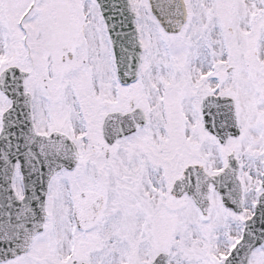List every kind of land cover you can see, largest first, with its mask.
<instances>
[{
    "label": "snow or ice",
    "instance_id": "obj_1",
    "mask_svg": "<svg viewBox=\"0 0 264 264\" xmlns=\"http://www.w3.org/2000/svg\"><path fill=\"white\" fill-rule=\"evenodd\" d=\"M0 264H264V0H0Z\"/></svg>",
    "mask_w": 264,
    "mask_h": 264
}]
</instances>
